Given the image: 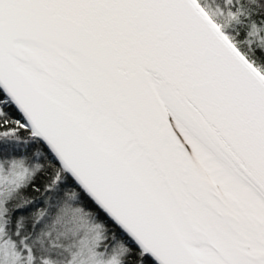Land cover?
<instances>
[{
    "label": "snow or ice",
    "instance_id": "obj_1",
    "mask_svg": "<svg viewBox=\"0 0 264 264\" xmlns=\"http://www.w3.org/2000/svg\"><path fill=\"white\" fill-rule=\"evenodd\" d=\"M0 264H264V0H0Z\"/></svg>",
    "mask_w": 264,
    "mask_h": 264
}]
</instances>
